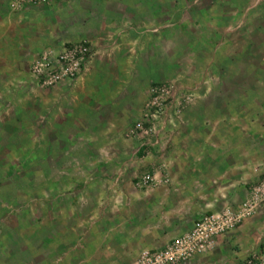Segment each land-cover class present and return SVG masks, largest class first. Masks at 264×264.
<instances>
[{
    "label": "rangeland",
    "instance_id": "374dc122",
    "mask_svg": "<svg viewBox=\"0 0 264 264\" xmlns=\"http://www.w3.org/2000/svg\"><path fill=\"white\" fill-rule=\"evenodd\" d=\"M263 13L264 0H0V264H128L150 248L137 244L144 224L167 220L144 233L156 247L241 207L264 176V52L253 56ZM208 19L240 51L238 88L211 96L202 93ZM78 44L89 48L78 73L35 75L42 55ZM155 85L176 93L157 117ZM233 107L243 111L236 162L249 184L234 194L223 171L235 160L204 144L228 134L226 120L215 122ZM159 183L164 191L143 202ZM262 241L264 203L179 264H241Z\"/></svg>",
    "mask_w": 264,
    "mask_h": 264
},
{
    "label": "built area",
    "instance_id": "2783aa9c",
    "mask_svg": "<svg viewBox=\"0 0 264 264\" xmlns=\"http://www.w3.org/2000/svg\"><path fill=\"white\" fill-rule=\"evenodd\" d=\"M88 56L89 48L83 44L75 45L70 53L63 50L62 53L50 55L48 52L42 55L36 65H33V72L47 83L55 82L59 78L78 73ZM151 94L152 101L148 103L151 107L148 108L154 110V117L162 113L161 102H164L166 98H171V103H173L176 95L171 87L165 85H155L151 88ZM145 116L144 122L148 119V115ZM142 124V122H138L135 126L136 130H143ZM152 130V127L146 129L145 133ZM261 203H264V176L251 189L247 201L237 210L225 207L221 211L208 213L200 217L192 228L172 238L163 247L142 249L128 264H179L186 262L211 248L219 235L232 230L243 217L251 214ZM241 264H264V241L259 249L246 255Z\"/></svg>",
    "mask_w": 264,
    "mask_h": 264
},
{
    "label": "crops",
    "instance_id": "0c3cea01",
    "mask_svg": "<svg viewBox=\"0 0 264 264\" xmlns=\"http://www.w3.org/2000/svg\"><path fill=\"white\" fill-rule=\"evenodd\" d=\"M260 16H264V13ZM220 21L219 19L215 20H207L206 21V43L207 45H205L202 48V65H204V69L202 72V79H204V84L202 86V93L203 95H214V94H220V93H225V91H227L228 89L232 88V89H236L238 88V81L240 79V73L239 70L240 68L238 67L240 61H239V49L235 50V46L233 45V43H229L228 41H230L229 39L225 40V34L224 33H220V31L218 30L220 27ZM216 24V26H215ZM259 40H261L262 42H260L257 46V48H255L254 52H253V56L256 58L258 56H260L261 52H264V33H260L259 35ZM234 109L230 110L233 112L232 115H229L227 117V119H225L226 115H223L222 117H219V119H217L218 123L220 121L225 122L224 120L227 121V127L225 129L220 128V130H224L225 132H227L228 134H219L216 135V138H214V141L212 140L213 137L209 136L207 137V139L204 141V144H206V153L210 154V152H212L210 149V147H212L213 149H215V154L219 155L220 151H222V158H232L234 162L227 164L226 169L223 171L224 175L226 178V186L225 188H227V192L229 193H236L238 190H243L248 192V177H244L242 176V173L240 174V169L242 167V163L236 162L238 161L237 157L240 156V152L238 153V149L236 148V144L240 141V139L238 137H235L234 135L236 134V129L235 127L237 126V119L240 118V115L243 111L235 109V107H233ZM238 113V114H237ZM264 115V109L261 112V116ZM255 121V120H254ZM214 127V126H213ZM213 127L211 128V130L213 129ZM210 130V131H211ZM218 131V132H219ZM230 133V135H229ZM192 141V140H191ZM185 142V144H195L196 142ZM191 148V147H190ZM215 154L212 155L214 156ZM248 173L254 172L256 170V167H249L248 168ZM238 172L239 174L235 175L234 173ZM165 189V185L164 184H157L153 187V189H146L144 190L140 195V198L143 200V202L147 203L150 200V192L153 190L155 192H159L162 193V191H164ZM119 190H116V192L118 193L116 197L118 196H122L124 191L118 192ZM125 196V195H124ZM159 196V195H158ZM157 196V197H158ZM162 197V195H160ZM156 197V198H157ZM160 197V198H161ZM159 198V197H158ZM166 198V197H165ZM155 200V199H154ZM160 200H164V198L160 199ZM153 201V200H152ZM162 222V223H161ZM162 226H166L167 220L165 219V217H160L159 219L156 220V226H154V224H144V228H143V234L140 235V237H138L137 240V244H139L140 246H147L150 248H159V247H163L169 240H171L172 238L186 232L188 229L186 230H179L175 232V235H173L172 237H170L169 239H167L162 245L160 246H156V247H152V241H149V239H146L144 237V233L147 231H154L155 229H157V224H159ZM171 223V221H170ZM174 224V228L175 229L176 225L175 222L171 223ZM159 229V228H158ZM166 229V228H165ZM164 230V228H163ZM138 245V246H139ZM128 247V245H127ZM190 264H196L195 262L190 263Z\"/></svg>",
    "mask_w": 264,
    "mask_h": 264
}]
</instances>
